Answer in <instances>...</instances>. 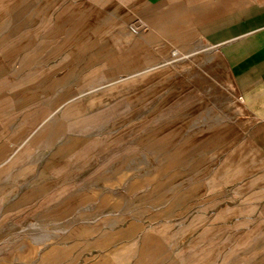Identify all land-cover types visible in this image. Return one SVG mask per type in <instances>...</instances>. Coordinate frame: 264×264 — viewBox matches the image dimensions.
I'll return each mask as SVG.
<instances>
[{
  "label": "crops",
  "instance_id": "crops-1",
  "mask_svg": "<svg viewBox=\"0 0 264 264\" xmlns=\"http://www.w3.org/2000/svg\"><path fill=\"white\" fill-rule=\"evenodd\" d=\"M23 1L39 2L0 5ZM26 7L0 18L41 16L40 7ZM47 9L43 16H55L56 7ZM90 11L97 41L74 67L86 78L96 71L97 80L85 89L2 98L0 264H42L58 255L49 242L73 231L43 229L55 220H39L37 210L68 191L98 198L99 173L129 172L131 153L143 163L148 154L161 183L163 168L172 179L220 182L221 203L213 205L209 188L192 190L176 198L180 210L191 204L181 200H203L201 214L211 210L209 219L237 229L238 244H262L254 258L264 264V0H94L81 13ZM33 28L35 73L43 74L42 23ZM59 69L57 56L53 79ZM68 172L76 181L58 186ZM188 215L184 226L193 225Z\"/></svg>",
  "mask_w": 264,
  "mask_h": 264
},
{
  "label": "rangeland",
  "instance_id": "rangeland-1",
  "mask_svg": "<svg viewBox=\"0 0 264 264\" xmlns=\"http://www.w3.org/2000/svg\"><path fill=\"white\" fill-rule=\"evenodd\" d=\"M91 2L94 0H39L9 2L6 7L0 5V15L16 11L22 3L26 8H41V16L28 13L23 18H0V109L5 107L2 100L5 94L85 89L87 82L91 84L97 80L91 76V72L96 71H89L86 78L83 68L74 67L75 62L83 61V53L93 48L97 41L91 38L98 36L97 25L93 22L95 13H81ZM49 7H56L55 16H43V9ZM36 23H42L38 38L44 40L39 55L44 65L43 74L35 73L36 50L32 41ZM50 39L57 42L56 47L51 46ZM57 56L60 76L53 79L51 61ZM87 60L90 65L91 57ZM131 129L134 124L129 123L130 151L136 143L135 132ZM146 150H151V146ZM137 157L131 153L129 172L99 173L98 198L92 191L85 192L84 196L68 191L67 197L53 200L52 208L37 210L39 220H55L52 225L45 224L43 229L48 226L56 232L70 227L73 231L68 239L49 242L58 249V255L46 258L42 264H260L254 257L261 251L262 244H238L243 239L237 229L222 228L224 224L209 219L211 210L208 216L201 214L205 211L200 206L203 200H181L191 204L180 210L176 198L192 190L209 188L214 191L213 205L221 203L217 197L220 182L206 184L198 177L191 182L178 177L172 179L171 170L163 168L160 170L161 183L148 162V154L144 163ZM75 179L74 173L68 172L61 175L56 184L72 186ZM190 211L193 225L184 226L191 219ZM180 226L183 230L175 232Z\"/></svg>",
  "mask_w": 264,
  "mask_h": 264
}]
</instances>
